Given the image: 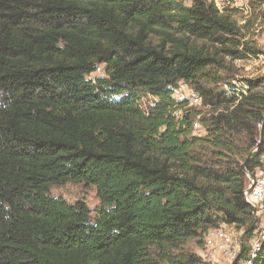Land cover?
Segmentation results:
<instances>
[{
  "label": "trees",
  "instance_id": "1",
  "mask_svg": "<svg viewBox=\"0 0 264 264\" xmlns=\"http://www.w3.org/2000/svg\"><path fill=\"white\" fill-rule=\"evenodd\" d=\"M247 7L241 24L213 0H0V264H199L186 245L208 228L252 236L264 75L231 76L264 0ZM67 182L94 210L51 193Z\"/></svg>",
  "mask_w": 264,
  "mask_h": 264
},
{
  "label": "built area",
  "instance_id": "2",
  "mask_svg": "<svg viewBox=\"0 0 264 264\" xmlns=\"http://www.w3.org/2000/svg\"><path fill=\"white\" fill-rule=\"evenodd\" d=\"M213 1L219 8L231 5L229 0ZM99 71L100 68L97 67L96 72ZM172 97L176 103L184 104L185 108L201 106L200 97L184 84L172 88ZM182 113V109H176L173 116L180 118ZM193 128L196 134H201L197 122L193 123ZM247 176L248 184L243 196L252 211L255 226L252 236L243 239L242 230L226 223L208 228L203 234V252L199 264H254L259 257L264 247V152L260 155L256 176Z\"/></svg>",
  "mask_w": 264,
  "mask_h": 264
},
{
  "label": "rangeland",
  "instance_id": "3",
  "mask_svg": "<svg viewBox=\"0 0 264 264\" xmlns=\"http://www.w3.org/2000/svg\"><path fill=\"white\" fill-rule=\"evenodd\" d=\"M183 1L189 3V0ZM245 3L246 1L244 0L238 2L241 5V11L238 13V19L241 24L248 19L250 21L253 20V16L249 15V8L245 7ZM246 39L248 41L247 46L258 49L259 52L256 55L233 61L231 82L237 90H245L244 79L264 75V24L261 26L257 25V23L253 24L246 34ZM144 102L143 107H146L151 104V99H145ZM50 191L53 195H60L69 202L81 199L91 210H94L99 203L95 188L92 186L86 188L83 183L67 182L60 186H53ZM186 248L198 256L203 252V246H198L195 240L189 241Z\"/></svg>",
  "mask_w": 264,
  "mask_h": 264
},
{
  "label": "crops",
  "instance_id": "4",
  "mask_svg": "<svg viewBox=\"0 0 264 264\" xmlns=\"http://www.w3.org/2000/svg\"><path fill=\"white\" fill-rule=\"evenodd\" d=\"M229 1H231L234 6L241 8V5L238 4V2L241 0H229ZM244 1H246L245 7L247 8V0Z\"/></svg>",
  "mask_w": 264,
  "mask_h": 264
},
{
  "label": "water",
  "instance_id": "5",
  "mask_svg": "<svg viewBox=\"0 0 264 264\" xmlns=\"http://www.w3.org/2000/svg\"><path fill=\"white\" fill-rule=\"evenodd\" d=\"M253 225H254V220H253ZM235 260H237V258Z\"/></svg>",
  "mask_w": 264,
  "mask_h": 264
}]
</instances>
